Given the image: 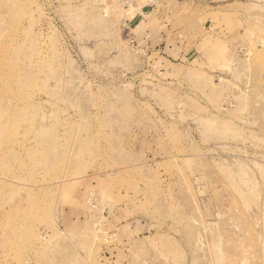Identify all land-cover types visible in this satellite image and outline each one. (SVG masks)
I'll return each mask as SVG.
<instances>
[{"label":"rangeland","instance_id":"374dc122","mask_svg":"<svg viewBox=\"0 0 264 264\" xmlns=\"http://www.w3.org/2000/svg\"><path fill=\"white\" fill-rule=\"evenodd\" d=\"M0 264H264V0H0Z\"/></svg>","mask_w":264,"mask_h":264},{"label":"crops","instance_id":"0c3cea01","mask_svg":"<svg viewBox=\"0 0 264 264\" xmlns=\"http://www.w3.org/2000/svg\"><path fill=\"white\" fill-rule=\"evenodd\" d=\"M148 17V18H147ZM151 17H153V12H150V13H148L147 14V16H146V18H147V20H144V25H146L147 23H148V21H151L152 20V18ZM154 23V22H153ZM152 23V24H153ZM166 24H164V26H165ZM169 30H167V38H169ZM165 39H166V37H165ZM171 46H174V44L172 45V44H170V43H168V39H167V41H166V47L168 48V47H170V49H171ZM164 58L161 60V62H170V64H174V63H172V61H170L169 59L168 60H164ZM179 64V63H178Z\"/></svg>","mask_w":264,"mask_h":264},{"label":"water","instance_id":"95a60500","mask_svg":"<svg viewBox=\"0 0 264 264\" xmlns=\"http://www.w3.org/2000/svg\"><path fill=\"white\" fill-rule=\"evenodd\" d=\"M145 11L147 12V11H148V9H147V8H145Z\"/></svg>","mask_w":264,"mask_h":264}]
</instances>
